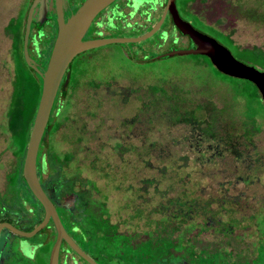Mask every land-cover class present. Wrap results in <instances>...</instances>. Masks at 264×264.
Listing matches in <instances>:
<instances>
[{"label": "rangeland", "instance_id": "374dc122", "mask_svg": "<svg viewBox=\"0 0 264 264\" xmlns=\"http://www.w3.org/2000/svg\"><path fill=\"white\" fill-rule=\"evenodd\" d=\"M27 4L28 0H0V116L12 79L4 26ZM177 7L185 20L226 45L234 58L240 55L223 33L240 47L264 50V0H196L188 3V11ZM157 37L165 40L160 28L129 43L136 49L152 45ZM39 42L45 47L40 52L43 56L48 40L44 37ZM121 44L97 46L72 59L74 81L61 103L63 111L57 119L61 125L49 135V150L67 153L70 166L94 183L97 197L105 202L107 218L118 222L119 229L137 227V214L160 207L161 214L148 215L188 212L196 221L224 227L231 234L238 232L245 242L255 241L258 221L264 220V99L249 102L235 96L227 80L214 77L207 65L191 55L154 60L146 56V61H140L123 55ZM202 89L214 92H197ZM53 115L51 121L56 120ZM244 129L258 130L247 134ZM4 145L0 131V215L4 214L3 174L9 160ZM54 166L43 183L59 204L55 182L60 180L62 166ZM28 198L23 201L25 211L35 205ZM10 218L22 222L15 223L21 230L33 220L32 216ZM63 227L67 228L64 222ZM40 239L38 233L27 238L2 229V264L21 260L22 264H44L28 247L31 244L35 250ZM252 248L249 244L245 251ZM19 249L29 259L22 258ZM250 264L263 263L250 257Z\"/></svg>", "mask_w": 264, "mask_h": 264}, {"label": "trees", "instance_id": "16d2710c", "mask_svg": "<svg viewBox=\"0 0 264 264\" xmlns=\"http://www.w3.org/2000/svg\"><path fill=\"white\" fill-rule=\"evenodd\" d=\"M190 1L192 0H182L181 7L186 10L185 5ZM29 2L30 0L28 4ZM28 4L4 26L9 38L8 56L12 65V79L6 105L0 116V131L5 139L4 150L9 155L8 165L3 174V187L7 194L3 201L4 214L0 215V222L7 221L16 227L17 221L11 220L10 215H15L17 218L32 216V222L24 230H30L36 225L43 213L21 175L22 160L41 88L39 76L25 64L21 52L24 18ZM218 33L221 34L220 31ZM221 35L240 55L235 59L264 72V50L257 46L240 47L233 43L229 34ZM188 55L207 65L213 76L218 77L220 81L227 80L230 83L229 91L235 96L243 97L249 102L260 98L251 82L220 73L206 56ZM197 92L209 95L214 91L209 89L204 92L202 89ZM203 99L202 96L201 100ZM60 100L63 101L64 96H60ZM227 104L230 107L236 106L232 102ZM195 108L199 106L196 105ZM61 111L63 107L59 103V106L49 112L45 138L39 142L36 154V175L42 190L51 198L47 194L46 196L54 202L55 199L43 182L45 178L51 176V172L55 169L54 165L61 164L60 180L56 181L55 185L59 191L57 201L65 205L58 208V213L62 224L66 223L67 234L97 264H250V257L264 264V220L258 221L256 240L250 243L239 237L240 233L231 234L224 227L214 228L204 220L196 221L188 212L179 211L172 216L148 215L152 212L161 214L160 207L145 213L139 211L141 213L135 216L139 218L137 227L119 229L118 222H111L107 218L105 202L97 197L98 189L94 183L80 177L79 173L70 166V156L67 153L58 155L49 150V135L60 127L61 123L57 119ZM52 114L56 118L54 121L50 120ZM257 130L248 132L244 129L247 134ZM28 197L35 205L25 211L23 201ZM170 202L171 200L161 207ZM175 202L178 205L182 203L179 200ZM24 211L25 215L21 214ZM49 224L37 232L45 233L46 240L34 250V257L39 254L40 259H44V264H47L48 251L55 237V231L49 227ZM249 244H253V248L245 251ZM65 247L75 254L66 244ZM257 252L259 256L258 254L255 256ZM78 260L87 264L80 257Z\"/></svg>", "mask_w": 264, "mask_h": 264}, {"label": "water", "instance_id": "95a60500", "mask_svg": "<svg viewBox=\"0 0 264 264\" xmlns=\"http://www.w3.org/2000/svg\"><path fill=\"white\" fill-rule=\"evenodd\" d=\"M48 1L49 0H31L26 11L22 36V55L24 62L39 75L41 88L22 160L21 175L29 192L40 204L43 214L41 220L30 230H21L10 222L2 221L0 222V231L2 229H7L11 233L28 238L41 230L47 224L48 220H50L55 230V238L48 254L47 264H58V250L61 241L87 264H97L79 248L63 228L52 202L48 199L39 184L35 169L38 145L39 142L45 138V127L53 98L64 72L65 75L62 88L67 82V66L71 59L82 51L104 44L141 41L152 35L158 29L164 14L168 12L174 29L177 30L180 35L188 38V47L179 49L170 48L167 52L151 57V60L161 57H170L175 54H199L206 56L211 65L220 73L251 82L256 87L261 99H264V72L256 70L252 65L245 64L235 59L225 46L183 20L174 8V0H165L163 11L158 20L149 30L141 35L129 38L100 37L93 39H82V36L92 18L113 0H83L75 11L70 13L65 19H63L61 12L62 0H54L56 34L45 68L40 71L34 65L33 60L28 56L26 43L30 22L33 19L34 13V20L38 24L46 20L45 14L47 12ZM0 264H2L1 259Z\"/></svg>", "mask_w": 264, "mask_h": 264}, {"label": "flooded vegetation", "instance_id": "af4514ba", "mask_svg": "<svg viewBox=\"0 0 264 264\" xmlns=\"http://www.w3.org/2000/svg\"><path fill=\"white\" fill-rule=\"evenodd\" d=\"M83 0H62L61 2V12L63 19H65L70 13L74 12L75 9L81 4ZM196 0L190 1L191 3L195 2ZM200 1V0H199ZM31 2V0H30ZM29 2V4H30ZM182 1L174 0V8L177 14L185 20L178 12V7H181ZM185 5L187 7L188 3ZM140 3V5H137ZM165 0H113L103 9H101L90 21L86 31L84 32L82 39H93V38H100V37H136L138 35L143 34L147 30L151 28V26L158 20L160 17L163 7H164ZM28 4V6H29ZM27 6V8H28ZM26 8V11H27ZM182 8V7H181ZM187 10V9H186ZM188 11V10H187ZM191 12V11H190ZM192 17L200 20L204 23V21L200 18V16L196 13H190ZM35 15V13H34ZM33 19L30 22L29 26V34L27 37L26 43V50L28 56L33 60L34 65L42 71L45 68L50 49L52 47V43L56 34V21H55V8H54V0H49L47 3V12L45 14L46 20L43 21L41 24H38ZM26 16V13H25ZM152 20L151 23L149 21ZM25 21V18H24ZM188 22L192 27L201 31L200 29L196 28L192 23ZM207 26V25H206ZM161 31L165 33V40L164 38L157 37L155 41H153L152 45H144L142 47L136 48L133 45H130L129 42L121 44V52L126 57H130L131 59H137L140 61L151 60V57L162 54L164 52L169 51L170 48L179 49V48H186L188 47V38L186 36L180 35L177 30L174 29L172 23L170 21V15L168 12L164 14L163 20L159 27ZM203 32V31H201ZM205 33V32H203ZM206 34V33H205ZM208 35V34H207ZM210 36V35H209ZM46 37L48 40V49L46 50L47 53L43 56L40 52H43V48L39 40L41 38ZM211 37V36H210ZM50 41V42H49ZM120 44V43H119ZM39 51V52H38ZM88 51V50H85ZM21 52H22V44H21ZM83 52V51H82ZM80 52V53H82ZM134 54V56H133ZM149 54V55H148ZM77 55V54H76ZM75 55V56H76ZM74 56V57H75ZM147 57L145 60L144 57ZM23 57V55H22ZM73 57V58H74ZM72 58V59H73ZM162 58V57H161ZM42 59V60H41ZM72 59L69 62L67 69H68V77L65 86L62 88V82L65 75V72L62 74L59 84L57 86L53 102L51 105V109H55L59 106V103H62L60 100V96H64V98L70 93L71 85L74 81L73 75V67H72ZM41 60V61H40ZM154 60V59H153ZM29 67V66H28ZM37 74V73H36ZM38 75V74H37ZM39 76V75H38ZM40 78V77H39ZM62 105V104H61ZM50 109V110H51ZM57 216L62 224L60 215L58 213V208L62 205L57 203L56 201H51ZM65 205V204H63ZM43 214V213H42ZM21 224L22 222H17ZM50 223V224H49ZM49 227L53 228L52 222L48 220ZM45 225V226H46ZM63 226V224H62ZM64 228V227H63ZM54 229V228H53ZM65 229V228H64ZM55 231V230H54ZM66 231V230H65ZM35 235V234H34ZM41 239L37 244V247L40 246L45 240L46 235L45 233L39 234ZM55 238V237H54ZM8 239V238H7ZM33 246V245H32ZM29 251H33L34 249L31 247V244L28 245ZM36 247V248H37ZM20 251V249H19ZM22 258H27L23 255V252L20 251ZM32 254V255H33ZM74 257L77 256L71 253L66 247L65 243L61 241L59 250H58V264H77L78 258L75 260ZM3 263V259H1ZM48 263V258H47ZM19 264H22V260Z\"/></svg>", "mask_w": 264, "mask_h": 264}]
</instances>
